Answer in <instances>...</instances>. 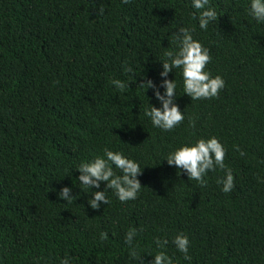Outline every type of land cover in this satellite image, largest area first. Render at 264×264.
Segmentation results:
<instances>
[{
	"label": "trees",
	"instance_id": "trees-1",
	"mask_svg": "<svg viewBox=\"0 0 264 264\" xmlns=\"http://www.w3.org/2000/svg\"><path fill=\"white\" fill-rule=\"evenodd\" d=\"M209 4L218 18L202 31L188 0H0L3 264H58L66 254L71 264H141L157 237L168 239L174 264H264V24L247 16V0ZM182 26L209 49L206 68L225 87L191 100L174 70L185 119L163 132L144 115L152 91L137 86L142 76L157 81L162 47L174 50L170 34ZM213 135L234 176L228 193L220 169L201 187L162 161L172 147ZM105 147L140 163L141 189L124 203L106 190L109 204L93 210L76 165ZM63 186L73 188L71 202L57 197ZM129 228L136 256L124 243ZM178 231L189 237L188 260L171 244Z\"/></svg>",
	"mask_w": 264,
	"mask_h": 264
},
{
	"label": "clouds",
	"instance_id": "clouds-1",
	"mask_svg": "<svg viewBox=\"0 0 264 264\" xmlns=\"http://www.w3.org/2000/svg\"><path fill=\"white\" fill-rule=\"evenodd\" d=\"M188 5L192 9L190 15L197 22L200 30H207L211 23L217 21L218 13L209 4V0H188ZM245 11L256 24H264V0H247ZM193 31V28L183 26L173 31L170 35L176 47L174 50L162 47V54L158 60L160 67L157 81L154 82L151 78L142 76V82L137 86L145 90V93L148 90L152 91L155 105L150 103L148 98L144 115L149 118L153 128L163 132H170L185 119L184 111L182 112L176 103L177 82L174 78H168L174 70H179L180 87L184 95L191 100L215 98L225 87V81L221 75H214L207 70L206 66L212 59L209 49L199 39L194 38ZM124 71L132 73L133 70L131 67H126ZM111 84L120 90L128 87L119 79H112ZM193 125L194 122L189 119V126ZM225 152L224 145L213 135L207 138H196L172 147L162 161H166L169 167H174L179 174L183 173L188 180L196 181L201 187L206 185V176L209 172L220 169L223 171V177L218 178L216 182L221 185V192L228 193L234 187V176L232 169L224 163ZM142 170L137 160L119 150L113 151L105 147L102 149V155H94L81 160L76 165L78 176L75 178L80 190L81 188L91 190L87 205L97 210L101 204H109L106 190H111L121 203L136 200L141 189L138 177ZM72 191V187L63 186L56 195L60 200L71 202L76 197L71 195ZM136 235L135 228H129L124 234V243L132 248L133 256L139 254L134 243ZM106 239H108V233L100 232L99 240ZM168 243L166 238H155L156 251L154 254L145 252L141 255V264H144L142 260L144 255L151 258L147 264H174L173 258L164 250ZM189 243V237L184 232L178 231L171 237V244L184 260L190 259ZM71 259L72 257L68 254L57 258L58 264H71ZM0 264L3 262L0 261Z\"/></svg>",
	"mask_w": 264,
	"mask_h": 264
}]
</instances>
